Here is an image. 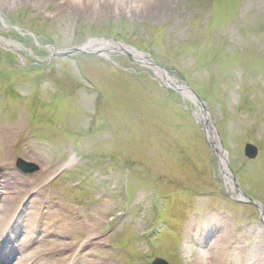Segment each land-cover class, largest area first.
<instances>
[{"label": "rangeland", "instance_id": "obj_1", "mask_svg": "<svg viewBox=\"0 0 264 264\" xmlns=\"http://www.w3.org/2000/svg\"><path fill=\"white\" fill-rule=\"evenodd\" d=\"M6 229L5 264H264V0H0Z\"/></svg>", "mask_w": 264, "mask_h": 264}, {"label": "bare ground", "instance_id": "obj_2", "mask_svg": "<svg viewBox=\"0 0 264 264\" xmlns=\"http://www.w3.org/2000/svg\"><path fill=\"white\" fill-rule=\"evenodd\" d=\"M154 6V5H153ZM89 46L90 45H92V42L91 43H89L88 44ZM131 51H133V50H131ZM133 53H134V55L136 56V57H140V55L141 54H139V53H137L136 51H133ZM159 74L163 77V78H170L168 75H163V73H161V72H159ZM202 116V118L205 120V121H207L208 120V118H207V115H204V114H202L201 115ZM207 132H208V134H209V136H210V140L217 146V150H218V152H219V156L221 157L220 159H221V162L222 163H224V155H222V154H220V152H221V149H220V146L218 145V144H216V141H215V135H214V133H212V131L210 130V128L209 127H207ZM230 183V182H229ZM6 232H7V229H6ZM219 232L220 231H217V232H214V236H212V238H209L210 236L203 230L202 231V233H201V236H204V240L203 241H205V242H207V240H209V244L208 245H215V244H218L219 242H222V241H224V239L223 238H219ZM46 255V254H45ZM10 255H8V252H3V253H1V255H0V258H2V259H0V264H5L8 260H9V257ZM77 254L75 253V250L74 251H71V253H70V257L71 258H74V259H76L77 258ZM26 263H28V259L27 260H24V259H21V258H19L18 259V261H16V262H14L13 264H26ZM64 264V262H63V260H61V263L60 264ZM203 263V262H202ZM31 264H36V262L33 260V261H31ZM52 264H57V263H52ZM203 264H205V263H203Z\"/></svg>", "mask_w": 264, "mask_h": 264}, {"label": "water", "instance_id": "obj_3", "mask_svg": "<svg viewBox=\"0 0 264 264\" xmlns=\"http://www.w3.org/2000/svg\"><path fill=\"white\" fill-rule=\"evenodd\" d=\"M118 45H122L120 42H116ZM85 46L83 47H80V48H76V49H73L71 51H61L60 53L61 54H68L70 52H79V51H82V52H91V51H87L84 49ZM150 63L154 66H158L157 68H159L162 72H164L163 74L165 75V70L160 67L159 65H157L152 59H150ZM244 152H245V155L249 158V159H255L257 156H258V153H259V149L258 147L253 144V143H246L245 145V149H244ZM17 166L22 169V170H25V171H33V170H36L38 167L37 165H35L34 163H29L23 159H18L17 161ZM245 196H247L248 198V195L245 194ZM249 199V198H248ZM250 202L251 204H254L256 205L257 207H259V204L257 201L253 200L250 198V200L248 201ZM151 264H169L166 260L162 259V258H156Z\"/></svg>", "mask_w": 264, "mask_h": 264}]
</instances>
